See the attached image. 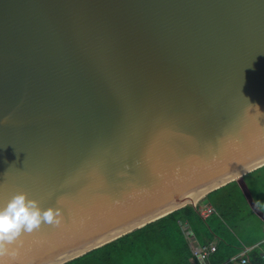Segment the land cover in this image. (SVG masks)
Listing matches in <instances>:
<instances>
[{"label":"water","instance_id":"water-1","mask_svg":"<svg viewBox=\"0 0 264 264\" xmlns=\"http://www.w3.org/2000/svg\"><path fill=\"white\" fill-rule=\"evenodd\" d=\"M263 165L264 0H0V207L62 209L0 264H63Z\"/></svg>","mask_w":264,"mask_h":264},{"label":"trees","instance_id":"trees-1","mask_svg":"<svg viewBox=\"0 0 264 264\" xmlns=\"http://www.w3.org/2000/svg\"><path fill=\"white\" fill-rule=\"evenodd\" d=\"M243 176L204 197L215 207V211L206 217L199 205L187 204L63 264H129L131 259L130 264H200L192 259L184 224H188L203 243L218 239L210 264H237L240 257L236 261L232 258L240 255L244 245L250 246L246 264H264L259 246L249 242L244 234L234 233L231 228L238 227V220H251L253 217L250 211L245 213H250V218L243 216L245 204L240 201L237 191L229 188ZM224 189L229 192L217 199L215 195Z\"/></svg>","mask_w":264,"mask_h":264},{"label":"clouds","instance_id":"clouds-1","mask_svg":"<svg viewBox=\"0 0 264 264\" xmlns=\"http://www.w3.org/2000/svg\"><path fill=\"white\" fill-rule=\"evenodd\" d=\"M255 107L259 109V105ZM61 216L60 207H49L45 210L40 207L39 201L29 199L28 193L22 191L15 193L6 207H0V255L4 253L5 245L14 242L22 231L31 233L42 224H58ZM244 256L245 254L241 252L236 257L237 259L240 257L241 260Z\"/></svg>","mask_w":264,"mask_h":264},{"label":"rangeland","instance_id":"rangeland-1","mask_svg":"<svg viewBox=\"0 0 264 264\" xmlns=\"http://www.w3.org/2000/svg\"><path fill=\"white\" fill-rule=\"evenodd\" d=\"M229 188L231 191L236 190L241 199H243L245 204L244 212H242L243 216L250 218V213H247L248 215H245V213L248 211L253 212V217L251 218L250 222L249 219H243L242 221L238 220V227L234 228L231 226V228H233L234 233L240 232V234H244L246 238H252L254 234V231H252L254 224L250 225L252 221H264V165L253 172L250 171L249 174H246L240 178L237 183H234ZM223 195L225 194L222 192L216 194L217 197ZM249 225L250 231L244 233L246 227ZM257 236H259V232ZM132 261L133 259H131L130 263Z\"/></svg>","mask_w":264,"mask_h":264},{"label":"built area","instance_id":"built-area-1","mask_svg":"<svg viewBox=\"0 0 264 264\" xmlns=\"http://www.w3.org/2000/svg\"><path fill=\"white\" fill-rule=\"evenodd\" d=\"M215 208L212 206H209L206 208V211L212 212ZM185 230V234L187 236V239L189 241L191 250H192V258H195L199 261L200 264H210L209 259L211 255L217 250V245L213 242H207L203 243L201 242L197 235L194 233L193 229L187 226H183ZM249 248L244 247V250L242 253L245 254L244 257L239 260L240 263L246 264L249 261L248 257ZM233 261L237 260V257L232 258Z\"/></svg>","mask_w":264,"mask_h":264},{"label":"crops","instance_id":"crops-1","mask_svg":"<svg viewBox=\"0 0 264 264\" xmlns=\"http://www.w3.org/2000/svg\"><path fill=\"white\" fill-rule=\"evenodd\" d=\"M227 190V191H226ZM229 192V190L228 189H224L223 191H222V193L223 194H226V193H228ZM238 194V193H237ZM239 195V194H238ZM216 196V195H215ZM221 197V196H220ZM220 197H216L217 199L218 198H220ZM216 199V200H217ZM240 201H242V203H244V201H243V199H241V197H240ZM197 205H199V207H200V210H201V212H202V214H203V216H207V215H209L211 212H209V211H206V208L207 207H209V206H212V207H214L213 206V204L207 199V198H204V197H202L201 199H200V201L198 202V204ZM244 205V204H243ZM215 208V207H214ZM215 211V210H214ZM213 212V211H212ZM251 220H249V222H250ZM254 224V225H253ZM264 221H261V222H259V221H252V223L250 224V225H253V227H252V231H254V234H253V236H252V238H249V237H247L248 238V240H249V242H253V245H256V246H259V249L261 250V253H262V256L264 257ZM250 225L248 226V227H246V229H245V231H244V233L246 232H248V231H250ZM183 226H188V224H184ZM263 227V228H262ZM258 232H259V236H257V234H258ZM257 236V237H256ZM251 237V236H250ZM218 240V239H217ZM217 240L215 239V240H213V241H211V242H213V243H215V244H217ZM244 247H248L249 249H250V246H247V245H244ZM244 249V248H243ZM243 251V250H242ZM193 260H196L195 258H192ZM209 262H210V259H209ZM237 264H242V263H240V262H237Z\"/></svg>","mask_w":264,"mask_h":264}]
</instances>
